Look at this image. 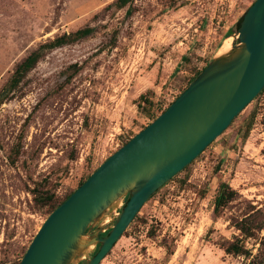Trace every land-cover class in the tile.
Masks as SVG:
<instances>
[{"label": "rangeland", "instance_id": "rangeland-1", "mask_svg": "<svg viewBox=\"0 0 264 264\" xmlns=\"http://www.w3.org/2000/svg\"><path fill=\"white\" fill-rule=\"evenodd\" d=\"M256 0H0V264H20L55 203L169 107ZM44 49L12 90L19 64ZM141 95L151 99L149 108ZM264 94L140 210L101 264H249L222 244L264 211ZM238 198L216 215L220 185ZM41 198L43 201H41ZM127 199V198H126ZM121 200L99 226L111 228ZM250 242L257 252L258 245ZM94 248L85 254L91 259ZM86 260L81 262L85 264Z\"/></svg>", "mask_w": 264, "mask_h": 264}, {"label": "water", "instance_id": "water-1", "mask_svg": "<svg viewBox=\"0 0 264 264\" xmlns=\"http://www.w3.org/2000/svg\"><path fill=\"white\" fill-rule=\"evenodd\" d=\"M236 37L238 44L214 57L166 111L48 216L20 264H81L93 248L85 264L102 263L148 200L264 91V0L247 10ZM126 198L115 224L99 226Z\"/></svg>", "mask_w": 264, "mask_h": 264}, {"label": "trees", "instance_id": "trees-1", "mask_svg": "<svg viewBox=\"0 0 264 264\" xmlns=\"http://www.w3.org/2000/svg\"><path fill=\"white\" fill-rule=\"evenodd\" d=\"M131 0H118L117 6L120 8L125 7ZM244 15L236 23V28L229 31L227 37L232 36L234 33L238 32V29L241 26ZM93 33V30L90 28H85L78 30L71 34H65L56 38L54 41H51L48 44L41 46L37 51L30 54L21 64H19L15 70L14 75L12 76L7 89H15L23 76L28 73L40 60L42 52L44 49H55L62 47L67 44H71L77 41H80L84 38H87ZM210 64V61L199 70L191 79L188 86L196 80V78L201 74V72ZM187 86V88H188ZM186 88V89H187ZM7 91H3L0 96V102L7 95ZM264 94V91L261 93ZM141 100L144 101L145 105H148L149 108L153 107L151 99H148L146 95H141ZM168 107L162 109L160 113L151 115V123ZM264 124V122H263ZM147 127V126H146ZM144 127V129L146 128ZM130 141V140H129ZM128 143V142H127ZM188 167V166H187ZM186 167V168H187ZM99 168V167H98ZM97 168V169H98ZM185 168V169H186ZM95 169L90 175H88L84 180H81L78 188L83 185V183L97 170ZM76 191V190H75ZM74 191V192H75ZM74 192L70 193L59 203L53 201V197H48L46 202H50L51 212L50 214L62 205ZM238 193L228 183H222L220 185L218 195L215 200L214 212L218 215L222 209L226 208L230 203L234 202L238 198ZM41 201L43 199L41 198ZM128 198L126 199V202ZM231 226L239 232L238 235H234L232 240H226L224 244L221 245L226 254L232 255L235 257H244L249 261V264H264V211L256 206H250V210L243 217L234 218L231 222ZM106 235V234H105ZM250 242H254L253 245H258L256 249L257 252H254L253 248H250ZM99 248L97 249V251ZM96 251V252H97Z\"/></svg>", "mask_w": 264, "mask_h": 264}, {"label": "bare ground", "instance_id": "bare-ground-1", "mask_svg": "<svg viewBox=\"0 0 264 264\" xmlns=\"http://www.w3.org/2000/svg\"><path fill=\"white\" fill-rule=\"evenodd\" d=\"M230 49V45H229V43H228V41L227 42H225V44H224V46H223V48H222V52H225V51H228ZM221 52V53H222ZM123 201V200H122Z\"/></svg>", "mask_w": 264, "mask_h": 264}]
</instances>
